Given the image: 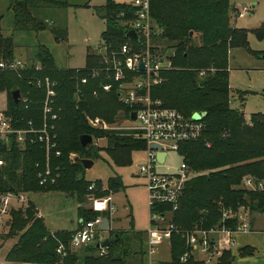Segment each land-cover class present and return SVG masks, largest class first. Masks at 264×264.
Here are the masks:
<instances>
[{
	"label": "trees",
	"instance_id": "1",
	"mask_svg": "<svg viewBox=\"0 0 264 264\" xmlns=\"http://www.w3.org/2000/svg\"><path fill=\"white\" fill-rule=\"evenodd\" d=\"M230 2L148 0L149 16L161 30L159 36L151 41L149 51L160 61L164 58L168 62L167 68H161L151 76L155 83L149 87V96L159 101L162 107L186 115L204 113L200 137L180 144L177 150V155L189 169L200 173L186 182L176 210L169 215L170 222L181 231L195 227L205 231L224 227L235 233L241 223L238 215L240 208L248 213H264V111L245 118L240 108L229 106L228 54L233 49L245 48L246 44L243 31L229 25ZM39 5H47V8L70 6L66 0H9L8 9L14 30H43L46 27L44 21L32 16L29 11ZM96 9L102 13L101 19L104 21L99 46L105 47V53L109 56L113 52L119 58L117 51L121 45L128 44L135 49L134 40L125 37L128 26L124 25L134 18V7L126 0H104V4ZM50 32L55 39L63 36L59 29L51 27ZM169 49L173 50L172 54H165ZM35 50V55L29 59V67L18 74H0V92L6 93L7 100L1 114L17 128L24 127L28 120L35 127L38 126L43 90L36 89L32 81L48 78L55 83L52 111L57 115L54 133L59 154H51L47 161L53 182L38 184L37 174L42 175L45 168L41 145L24 148L11 145L6 150L0 144L3 163L0 166V193L22 192L28 198L34 193L69 194L77 204V218L82 222L89 221L96 213L80 208L84 195L103 197L108 193H117L124 187L115 173L106 179V189L101 191L97 180H84L82 173L85 170L73 162L74 158L97 159V156L90 147L80 146L79 137L87 135L104 139L106 152L118 155L110 157V162L116 167L128 165L131 153L144 151L145 143L134 139L132 131H103L89 125L88 120L96 116L105 119L109 117L105 115H111L118 107H122L127 116L130 111L117 100L116 89L120 81H114L111 75L107 76L101 71L106 65L96 50H92L91 54L86 53L82 68L62 70L54 67L51 56L44 48L39 46ZM13 54L12 39L0 33V60H11ZM35 66L39 67L38 71H34ZM94 70L98 72L91 77ZM200 70H204L203 76L198 75ZM81 80L84 82L81 83ZM104 84H109L108 92L101 90ZM14 90L27 97L26 109L19 102L12 103L10 93ZM245 178L252 179L254 185L260 183L261 188H245ZM90 184L96 186V190L88 191ZM155 211L161 214L170 211V207L158 205ZM202 212L204 216H201ZM36 213L31 200L23 209L12 207L9 210L4 218L7 220L6 231L0 233V243L10 244L5 251L4 261L7 264H75L77 258L68 251L73 231L50 232ZM223 213L227 218H222ZM122 234L108 237L112 240L105 248L104 256H91L97 252L92 245L81 248L88 255L82 258V264H124L123 260L130 252L124 248L129 237L142 242L144 246L145 235L144 231ZM59 244L65 252L61 257L55 252ZM169 245V260L158 264H180L178 258L187 252L184 239L179 234L171 235ZM139 254L142 258L144 251L139 250ZM243 254L249 255L251 250L241 248L237 255ZM232 261L233 255L228 250L221 253L217 264H231ZM182 264L201 263L190 257Z\"/></svg>",
	"mask_w": 264,
	"mask_h": 264
},
{
	"label": "rangeland",
	"instance_id": "2",
	"mask_svg": "<svg viewBox=\"0 0 264 264\" xmlns=\"http://www.w3.org/2000/svg\"><path fill=\"white\" fill-rule=\"evenodd\" d=\"M8 2L9 0H0V33L3 37L12 39L13 57L19 61L25 59L30 64L29 59L35 55L36 47L41 46L51 56L56 69H80L85 64L86 53L91 54L92 50H96L100 43L104 21L101 19L102 13L95 8L102 6L104 0H66L70 6L65 7L47 8V5H39L29 10L32 16H38L37 18L42 19L45 23L46 27L38 32L14 30ZM243 9L247 11L243 16L238 17L237 13ZM228 14L229 25L243 31L246 43L245 48L233 49L228 54L229 106L233 109L240 108L243 117L247 118L251 114L264 111V0H232ZM51 27L61 30L62 38L55 39L50 32ZM172 52L173 50L169 49L165 51V54H172ZM96 54L101 56L98 51ZM6 101V93L0 92V109H5ZM105 116L109 117L104 119L101 116H96L90 119L98 121L97 125L92 127L103 131H132L134 125L129 121L122 107H118L111 115ZM88 147L91 152L96 153L97 159L83 158L92 161V166L82 173L84 180L90 182L97 180L100 185L99 191H101L106 189V179L115 173L121 178L124 187L117 193H108L110 196L112 195L114 212L108 218L110 227L105 234H102V239L113 234L116 236L117 234L125 235L122 232L145 231L148 221L146 191L142 178L136 173V167L145 161V153L143 151L133 152L128 165L116 167L110 162V157H118V155L106 152L104 139L91 138V144ZM181 160L183 159L176 153H168L164 166L160 167L158 171H172ZM198 174L200 173L191 170L190 179ZM95 187L93 188L96 190ZM83 198L84 202L80 208L86 209L87 196L84 195ZM29 200L37 206L36 211L38 214L40 213L49 231L69 230L75 226L77 204L69 194L34 193L29 196ZM38 214L36 213V216ZM238 215L240 222L247 223L248 227L244 233L233 234L234 245L231 249L233 261L231 264H264V215L248 213L241 208ZM6 222L7 220L4 219L0 223V233L6 231ZM9 246L10 244L7 242L0 243L2 264H7L1 258ZM244 247L249 248L251 254L237 255V249ZM124 248L130 250L126 259L123 260L124 264H147L146 257L143 255L140 258L139 254V250L144 251L142 242L129 237ZM169 248L168 243H162L151 258L152 264L168 261ZM68 251L77 258L75 264H82V258L88 256L81 249L69 248ZM104 252H106L105 249ZM91 256H97V254H91ZM193 257L200 261L199 263L204 262L202 258L205 259L199 253H194ZM217 259L212 260L211 263L217 264Z\"/></svg>",
	"mask_w": 264,
	"mask_h": 264
},
{
	"label": "built area",
	"instance_id": "3",
	"mask_svg": "<svg viewBox=\"0 0 264 264\" xmlns=\"http://www.w3.org/2000/svg\"><path fill=\"white\" fill-rule=\"evenodd\" d=\"M134 7V18L124 25L128 26V30L135 32L137 39L135 49L128 44H123L118 48L117 54L111 52L109 56L105 53V47L97 46L96 51L101 53L103 63L106 65L103 71L114 81H120L116 89L117 100L130 109L135 114L133 123V138L144 141L145 143V161L136 167V173L142 178L146 191L148 221L147 228L144 231V256L147 264H152V256L162 243H168L172 234H179L184 239L187 252L178 258L180 264L185 263L190 257L195 262L194 253H199L204 264H212L211 261L217 259L222 252L231 250L234 245L233 234L224 227L211 228L202 230L200 228H192L191 230H177L170 222L169 215L171 211H175L181 197L186 182L190 179L191 170L181 160L177 167L169 172H160L158 169L165 164L168 153H176L178 146L186 142L195 141L200 137L203 130L202 119L204 113L194 112L191 114H183L175 109L164 108L159 101L152 100L149 96V87L155 83L151 80V76L161 68H167L168 62L165 59H158L154 54L150 53L152 48L151 41L156 39L161 33L160 28L154 23L149 16L148 0H126ZM247 10L243 9L237 13L238 17L245 14ZM116 54V55H117ZM27 60L19 61L15 58L11 60H0V74L2 72H11L18 74L22 69L29 67ZM142 64V70H138V64ZM28 64V65H27ZM36 70L38 66L34 67ZM98 71H92L91 77H94ZM199 76L204 75V71L198 73ZM108 78V77H107ZM128 78V79H126ZM84 81L81 80V83ZM36 89L43 90V98L41 105V121L38 126H34L31 120H28L24 127L17 128L11 125L9 118L2 115L0 110V144L9 149L11 145L20 148L32 146L34 144L41 145L44 151L45 168L41 174H37L38 184L44 185L46 182H53L50 178V171L47 161L51 154L58 156L55 145V122L57 115L52 111L55 97V83L48 78L35 79L32 81ZM109 84L101 86L103 92L109 91ZM17 102L27 107L28 99L25 96L18 95ZM194 116V117H193ZM90 126L97 125L98 121L88 120ZM151 146H158L160 151L164 152L162 163L156 160V150ZM0 159V166L2 165ZM243 186L248 189H260L258 183L254 185L253 180L245 178ZM93 184L87 188L92 191ZM29 198L26 193L18 192H2L0 193V223L8 215L12 207H27ZM87 208L89 211L96 213L94 218L89 221L77 222L80 224L73 230L69 240V248L81 249L100 243L102 234L106 233V226L109 223L108 218L114 212L112 198L108 194L103 197H94L88 195ZM167 205L170 211L159 214L155 211V206ZM264 215V213H263ZM222 218H227L226 213L222 214ZM104 223V227L102 224ZM248 224L241 222L236 232H246ZM58 256L65 254L64 247L59 244L55 250ZM98 256H104V249H98Z\"/></svg>",
	"mask_w": 264,
	"mask_h": 264
},
{
	"label": "water",
	"instance_id": "4",
	"mask_svg": "<svg viewBox=\"0 0 264 264\" xmlns=\"http://www.w3.org/2000/svg\"><path fill=\"white\" fill-rule=\"evenodd\" d=\"M125 37L127 39H131V40H136L137 39L135 32L132 31V30L127 31L126 34H125ZM138 70H142V64L141 63L138 64ZM18 95H19V93H18L17 90H14V91H12L10 93V98H11V101H12L13 104L17 103ZM128 119H129L130 122H133L135 120L134 112H131L129 114ZM79 144L83 148L88 147L91 144V137L87 136V135L80 136L79 137ZM151 148L153 150L157 151L156 152V160H157V162L159 164H161L165 153L160 151V148L158 146H151ZM73 162H77L78 164H80L81 167L83 168V170H87V169H89L92 166V161L91 160H87V159L74 158ZM204 215H205V213L202 212L201 216H204ZM102 227H104V223L102 224ZM114 238H115V236H114ZM111 240L112 239H110V238H105L100 243H95L92 246L94 247L95 250L104 249V248H106L108 246V244L111 242Z\"/></svg>",
	"mask_w": 264,
	"mask_h": 264
},
{
	"label": "crops",
	"instance_id": "5",
	"mask_svg": "<svg viewBox=\"0 0 264 264\" xmlns=\"http://www.w3.org/2000/svg\"><path fill=\"white\" fill-rule=\"evenodd\" d=\"M232 1V0H231ZM232 5V4H231ZM14 58V57H13ZM229 88V87H228ZM2 112L4 111V109H0ZM132 154V153H131ZM121 179V178H120ZM111 198H112V195H111ZM33 202V201H32ZM33 204H34V207H35V210H37V206L35 205V203L33 202ZM37 212V211H36ZM37 214H38V212H37ZM36 217H40L41 218V215H40V213L36 216ZM77 217V216H76ZM79 221V219L77 218V221H76V223ZM110 224L109 223H107V226H106V229H108V227H110L109 226ZM76 227H77V225L75 224V226H73V228L72 229H69V230H67V231H73V230H75L76 229ZM61 230H65V229H61ZM58 231V230H57ZM50 232H55V231H50ZM105 234V233H104ZM107 237V236H106ZM105 249V248H104ZM241 250V248H238L237 249V252H239ZM98 251V250H97ZM97 253V252H96ZM106 253V252H105ZM3 258H4V256H3ZM3 258H1V260L3 261L4 259ZM0 264H2V262L0 261Z\"/></svg>",
	"mask_w": 264,
	"mask_h": 264
}]
</instances>
